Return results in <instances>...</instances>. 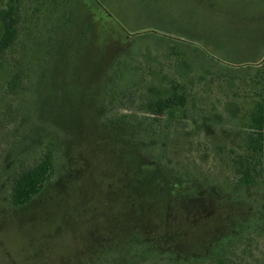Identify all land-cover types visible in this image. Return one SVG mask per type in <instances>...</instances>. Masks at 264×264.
Listing matches in <instances>:
<instances>
[{
  "label": "rangeland",
  "instance_id": "obj_1",
  "mask_svg": "<svg viewBox=\"0 0 264 264\" xmlns=\"http://www.w3.org/2000/svg\"><path fill=\"white\" fill-rule=\"evenodd\" d=\"M45 8L52 22L32 30L21 58L27 78L0 102V113L18 117L9 122L0 115V144L7 142L0 153L22 156L47 138L57 144V168L28 204L4 205L0 194V264H87L103 250L113 255L126 246L130 234L150 236V243L169 251L209 244L228 213L236 214L231 190L218 185L222 178L212 175L218 172L212 160L197 165V183L173 185L172 168L184 157L172 158L168 140L153 144L110 118L112 112L103 114L104 96L96 90L108 72L101 60L111 62L115 51L128 49L136 61L146 53L160 60L173 45L193 66L262 75L264 0H48ZM82 32L83 44H72ZM10 58L12 68L17 58ZM5 66L0 63V78ZM134 77L126 71L123 81L129 86ZM201 96L199 90V105ZM218 105L224 108L223 101ZM201 210L206 213L194 215ZM263 251L260 238L246 261L260 264Z\"/></svg>",
  "mask_w": 264,
  "mask_h": 264
},
{
  "label": "trees",
  "instance_id": "obj_2",
  "mask_svg": "<svg viewBox=\"0 0 264 264\" xmlns=\"http://www.w3.org/2000/svg\"><path fill=\"white\" fill-rule=\"evenodd\" d=\"M22 6H30L29 0H0L3 26L0 63L7 65L6 73L0 78V89L6 87L0 102L8 100L27 78L21 58L29 44L16 41L25 32L23 23L27 12ZM121 53L111 58L110 70L107 68L106 71L108 75L97 90L99 93L113 92L108 95L103 114L112 112V115L107 114L110 118L126 124L132 134L142 135L148 142L158 144L168 140L173 148L172 158L179 155V158L175 157L179 161L184 157L182 165L176 162L177 166L172 168L173 185L182 181L197 183V165L212 160L218 169L212 175L222 178L218 185L228 186L231 190L229 201L236 214L228 213L227 225L224 224L209 244L203 242L188 250L169 251L150 243V236L138 240L137 235L130 234L123 243L126 246L116 247L113 255H109L107 249L103 250L97 260L87 264H251L246 257L260 238L264 240V74L249 70L232 74L213 66H193L186 51L170 45L160 60L150 53L141 58L168 65L133 66L132 69L126 66L125 70L133 71L135 75L140 72L141 82L149 84L146 95L136 98L134 94L139 90L136 87L140 81L134 78L130 86L124 87L120 83L118 63L122 59ZM12 54L17 59L11 68ZM246 67L250 68L248 64ZM199 90L202 92L200 105L196 98ZM222 101L224 108L220 110L218 103ZM125 105L139 108L126 113L118 111ZM225 111L228 117L224 116ZM0 115L9 122L18 119L11 110ZM4 142L0 148H5L7 142ZM56 149L57 144L46 138L36 142L34 147L26 148L22 156L0 153V166L3 167L0 194L4 205L20 207L39 195L55 176ZM168 162L172 161L169 159ZM246 205L250 206L248 215L242 211ZM257 261L264 264V259Z\"/></svg>",
  "mask_w": 264,
  "mask_h": 264
},
{
  "label": "flooded vegetation",
  "instance_id": "obj_3",
  "mask_svg": "<svg viewBox=\"0 0 264 264\" xmlns=\"http://www.w3.org/2000/svg\"><path fill=\"white\" fill-rule=\"evenodd\" d=\"M47 1L48 0H29V2L31 3L30 6H27L26 8H24L23 6L21 7L22 10H24V11L27 12V15L24 18V23H23L24 24V27H25V30H24L25 32L23 33V36H21L20 38L18 37L16 39V41H24V42H27L28 40H30L29 39V36H31V33L33 32L32 30H36L38 24H43L45 26L46 24H50V22H52L51 21V18L49 16L50 14L47 12V10L45 8ZM30 26H34V27H30ZM48 30L50 31V29H48ZM39 32L40 33L38 35H41L42 32L41 31H39ZM73 34H75V33H73ZM2 35H3V26H2L1 21H0V39H1V36ZM85 37H86V34L84 32H82V35H80L79 33L78 34H75V37H73L72 44H80V45H82L83 42L85 41ZM36 39L37 38H35V42H41V39H37V40ZM38 40H40V41H38ZM120 52H122L121 53L122 54V57H123V54L124 55H126V54L128 55V56L125 57V59H121L119 61V63H118L119 64V68H120L118 70V73L121 75V81H120V83H121L122 87L127 86L125 84V82L123 81L124 80V75L126 76V71H129V70H125L126 69V66H128L130 69H132L133 66L139 67V66H153V65L154 66L168 65V63H166V62H160V64H159V63L154 62V61H151V60L150 61H147V60H139V61H136V59L134 60V58L135 57H139V56H137V54H135L134 52H131L130 49H128V50H126L124 52L122 50L115 51L113 53V57L117 53H120ZM151 55L154 56L153 54H151ZM132 56L134 57L133 59L130 58ZM142 57H144V56L142 55ZM101 62H102V65H103L102 66L103 70H105V71H107L108 69L110 70L109 67H110L111 64H110V62H106V58H103L101 60ZM113 63H114V61H113ZM133 75H135V73H133ZM141 75L142 74L139 72L134 77L137 81H140V82H138L139 85L136 87L139 90H141L142 88L146 89V88H148L147 86H149V84L148 85H145V83H146L145 81L141 82L142 79L140 80V78H139V76H141ZM134 78H132V81H133ZM139 90H138V92H139ZM96 92L98 93L99 91L96 90ZM138 92H137V94H134V96L136 98H140V96H137L138 95ZM112 93L113 92H111L110 90L103 91V94L102 95L104 96V98L102 99V101H101L100 104H102V103H105V104L102 107V111L106 109V107H107L106 103L108 101L107 99H109L108 95L110 96ZM118 111H120V109ZM201 211L202 212H200V213L196 212V214H194V213H192V214H194V215H198V214H201V213L204 214L205 211L204 210H201Z\"/></svg>",
  "mask_w": 264,
  "mask_h": 264
},
{
  "label": "crops",
  "instance_id": "obj_4",
  "mask_svg": "<svg viewBox=\"0 0 264 264\" xmlns=\"http://www.w3.org/2000/svg\"><path fill=\"white\" fill-rule=\"evenodd\" d=\"M257 60H260V59H257Z\"/></svg>",
  "mask_w": 264,
  "mask_h": 264
}]
</instances>
